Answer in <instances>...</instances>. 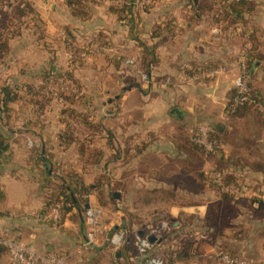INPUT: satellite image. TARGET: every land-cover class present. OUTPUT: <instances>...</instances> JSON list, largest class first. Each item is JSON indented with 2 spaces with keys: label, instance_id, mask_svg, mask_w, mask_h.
Masks as SVG:
<instances>
[{
  "label": "crops",
  "instance_id": "1",
  "mask_svg": "<svg viewBox=\"0 0 264 264\" xmlns=\"http://www.w3.org/2000/svg\"><path fill=\"white\" fill-rule=\"evenodd\" d=\"M28 1L37 15L10 40L0 64V142L6 145L0 147V230L40 253L66 258L67 264H130L132 260L139 264L135 235H150L151 229L168 223L163 236L153 241L154 252L167 264H225L218 256L220 250L234 257L233 264H263L264 234L248 242L245 216L264 217L260 185L264 186V146L258 148L262 159L251 162L262 169H252L246 155L239 154V162L225 171L240 182H254L256 194L243 187L238 197L210 195L206 186L203 191L184 193L171 184L177 175L197 180L188 168L189 157L197 155L182 149L183 138L193 139L203 126L221 138L240 132L235 118L245 115L227 114V105L241 74V58L247 60L246 53L253 47L244 46L246 32H233L226 19L212 12L200 14L198 0H157L148 8L143 6L145 1L91 0L92 14L85 19L73 16L65 0ZM129 2L131 13L123 16L111 10ZM256 2L257 10L264 6V0ZM259 18L260 14L248 23L254 27L251 34L259 51H264V22ZM66 27L75 36L79 33L78 44L99 37L112 51L73 65L60 37ZM140 66L153 77L151 83L142 84ZM69 70H73L75 82H70L78 93L76 101L69 103L40 89L46 75ZM250 81L259 98L255 107L260 106L264 116V60L254 62ZM6 88L16 98L4 108ZM26 88L39 95L28 98ZM69 106L88 116L94 127L72 118L65 112ZM175 107L183 111V119L171 113ZM227 116L233 118L231 124L224 123ZM70 128L76 138L72 143L63 136ZM239 144L225 143L223 162L231 159ZM207 158L194 165L206 178L216 166ZM62 192L76 201L63 211L62 226L57 228L44 214ZM125 194L133 201L122 211L116 206ZM88 202L102 207H98L102 224L92 241L84 223ZM119 228L129 235L115 247L110 237ZM254 228L264 229V218ZM0 264H16L4 246H0Z\"/></svg>",
  "mask_w": 264,
  "mask_h": 264
},
{
  "label": "trees",
  "instance_id": "2",
  "mask_svg": "<svg viewBox=\"0 0 264 264\" xmlns=\"http://www.w3.org/2000/svg\"><path fill=\"white\" fill-rule=\"evenodd\" d=\"M90 1L91 0H65V3L67 4L73 16L80 19H85L92 14L91 9L89 8ZM198 1H199L198 10L200 14H204L206 12H212V13L219 12L221 15L220 17L226 19L230 24H235L238 22L246 23V19L244 18L245 14H252L253 11L256 9V7H258V3L256 2V0H233V1L198 0ZM111 10L118 15H123V14L126 15L128 12L131 13L133 11L132 2L120 6L113 5L111 7ZM36 15L37 13L35 11V8L32 7L31 2L28 0H0V64L4 62L3 57L5 54H3V52L7 53V50L9 49L10 40L16 37L24 28L28 27V22L30 24L31 20H34ZM220 17L218 16V18ZM64 31L66 34L65 38H63V42L65 43V46L68 47V49H72L75 51L74 57L71 60V62L73 63V65L75 64L78 65L84 62L79 56L80 52L82 51V47L80 46V44H78L75 34H73L72 30L69 29V27H66ZM157 33H159V28L156 29L155 34ZM250 39L253 42V47L248 49L246 53L247 72L249 73V79L254 62L256 60H264V51H259L260 47L253 33L250 34ZM85 44H87V46H91L93 44H108V43H106L104 40L98 37L96 38V40L94 39V41L86 42ZM72 71L73 70H69L63 73L56 72L55 74L52 75H54L55 77H60L64 80L75 82ZM50 74L44 77L43 79L44 82L40 87V89L45 88V82H47V79ZM149 76L153 79L151 75ZM28 91H35V89L28 88ZM29 93L33 94L32 92ZM59 94L65 99V101H68L69 103L72 101H76L78 98V94H68L63 91H60ZM236 95L237 93L235 89H233L229 94V102L227 108L229 114L245 115L247 111H249L250 109L256 106L257 101L259 102V98L255 94L252 88L251 81L249 83L250 100L238 106L237 108L234 109L233 112H231L230 109H233V104H234L233 101ZM15 98L16 95L14 94V92L11 89L6 88L2 96V103L4 108L10 101L14 100ZM65 112H67L76 121L87 123L88 126H90L91 128L94 127V124L88 121V116L84 115L83 113L79 112L73 107L71 106L67 107L65 109ZM260 119L264 121V116H261ZM72 132L73 131L70 128V132L67 133L66 135H63L64 138H66V140L70 143L76 140ZM209 135L210 138L216 142H220V140H223L222 139L223 137L221 138L218 132L216 131H210ZM183 141L184 143L181 144V147L186 153L196 155L199 152L200 154L203 155L213 156L215 158L219 157L217 153H212L210 151H207L202 145L194 142L193 139H190L189 137L183 138ZM125 142L127 143V148L125 147V149L127 150V152H129L131 150L129 146V139H127ZM0 147L4 149L6 145L0 142ZM137 151L139 152V146L136 149V152ZM221 167L222 166L220 165L218 169ZM251 167L252 169L254 168L259 170L263 168L260 165L255 166V164H253ZM226 182H227L226 184L237 185V183H235L233 178L230 176ZM82 192L87 193V190L84 187H82ZM224 196L227 195L225 194ZM79 198L76 196V199L79 200ZM75 201L76 200L73 199V196L71 194L69 196L64 192H62L55 200H51V204L52 203L54 204L55 202H62L63 211H66L72 206V204L75 203ZM130 264H136V263L134 262V260H132L130 261Z\"/></svg>",
  "mask_w": 264,
  "mask_h": 264
},
{
  "label": "rangeland",
  "instance_id": "3",
  "mask_svg": "<svg viewBox=\"0 0 264 264\" xmlns=\"http://www.w3.org/2000/svg\"><path fill=\"white\" fill-rule=\"evenodd\" d=\"M95 1H97V2L106 1V2H109V3H114L115 2L114 0H95ZM117 1H121V0H117ZM137 1L138 2L139 1L140 2L141 1L147 2V3H145L143 5L146 8H148L149 6H155L156 3H157V0H134V3L135 2L138 3ZM143 6H141L142 7L141 9H143ZM261 7L264 8V6H262V4L259 7L260 10H262ZM47 10H48V6H45V15H47L46 14L48 12ZM258 10L255 9L253 11V14L255 13L253 16L255 18L256 16L258 17V15L260 14V18L261 19L259 18V20L264 22V9L262 11H258ZM210 14H213V15H216V16H219V17L221 16L219 12H214V13H210ZM45 15H43V16L45 17ZM249 16H250V14H245L244 18H246V17L248 18ZM254 18H251L248 21H250V22L253 21L254 22L255 21ZM248 21H246V23L238 22V23H235V24H230L227 20H225V22H224L225 24H229L227 28L230 27L231 29H233V32H236V33L241 34V35L244 32H246L245 35L246 36L248 35V36L245 39V43H244L245 48H249L250 46L253 45V42H251L249 34H251V31L254 29V27H253V25L251 23H248ZM46 23H47V21H46ZM216 28H217L218 32H220V29L218 27H216ZM61 34H64V36H66L65 32H62ZM78 35H79V33H78ZM78 35H76V38H79ZM80 46L82 48L83 47L84 48L88 47L87 44H83V43H81ZM68 54H69V51H68ZM90 57L91 56H89L88 58H90ZM72 59L73 58L70 59V57H69V61L70 62H71ZM241 66H242V58H241ZM138 69L141 70L143 73H147V71L144 70L143 68H141V66L138 67ZM241 70H242V67H241ZM3 74H6V73L3 72ZM141 82H142L143 85H146V83L143 80H141ZM48 84L49 83L45 82L44 93L46 92V93L53 94V95H55L58 98L61 97V100H63V97L59 94L61 89L58 87V85L57 86H55V85L50 86ZM234 88H235V83H234ZM24 91H26V96L27 97H28V95H32V96H34L36 98L39 95V92L28 91V88H26ZM29 92H32L33 94H30ZM64 92L68 93L67 91H64ZM69 92L70 93H68V94H78V93H75V91H69ZM31 101H32V98L26 100V102H28V103H30ZM227 108H228V105H227ZM259 109H260V106L253 107L252 109H250L249 111H247L245 113V116H241V117H236L235 118V119L239 118V120H236V121H237V126L240 128V132L237 130L238 131L237 135H234V134L231 133L232 135H228V136L224 137L223 140H220V142H218V144L220 145V149H219L218 152L213 151V150L211 151L212 153H217L219 157L215 158L213 156H208V158L210 160H212L216 166L213 169H211L210 171L207 172V178L204 177V176L203 177L201 176V170H200L201 168L198 169V168L194 167V165H197L202 160H204L203 158H204V156H206V155L200 154L198 152L196 154L197 155L196 157H194V156L189 157L190 158L189 160L191 161V163H189L190 165H188V168H190L192 170L193 175L194 176L197 175V177H196L197 180H195V182H193V181L187 180V178H185V177H180L179 178L178 175H177V180H173V182L171 183V184L174 185V189H177V191L181 190L184 193H186L188 191H194V192L203 191L204 187L206 186L207 188H205L204 190L205 191L208 190L210 195H214V194L219 193L220 194L219 196H221V195H225L226 193L227 194L228 193H231V194L235 193V196L238 197L240 192H241V189H243V187H244V188H247L246 191H249V193H251V194L258 193L254 182L250 183L247 180H245V181L242 180V182H240V179L238 181V177H237V179L233 178V180L235 182H237V185H235V184H226L227 183L226 181H227V179H229V176L227 175V173L225 171L227 170V168H229V164H234L235 162L236 163L239 162V161H237L238 160V156H240L239 154H241V155L243 154L244 156L246 155L247 158L245 157V159L249 163L255 162L257 160L262 159V158H260L261 154H260L258 148L264 146V141H263L264 138H262L263 137V133H264V121H262L260 119L261 116L259 115V113H260ZM230 111L233 112L232 109H230ZM227 114H229L228 110H227ZM227 117H228V119H227ZM227 117H226V119H224V123H226V124L230 123L231 124V122L233 121V118H231L230 116H227ZM72 126L74 127V123H73ZM76 127H77V125H76ZM203 128H205L208 131V134L210 133L211 130L209 131V128L204 127V126H203ZM235 134H236V132H235ZM224 139H226V140L224 141ZM225 143H229V144H233V143L239 144L240 143V144H239V146H236V148H233V153L230 156L231 159L229 158L230 160L228 159L225 162H223L222 159L220 158V155L224 152L223 150L225 148ZM229 153H231V152H229ZM220 165L222 167L218 169V167ZM223 165H225V166H223ZM178 169L180 171H178L177 174L181 175V172H182L181 168H178ZM238 169L240 170V168H238ZM153 172L155 173V170H153ZM230 185H232V186H230ZM260 185H261V188L263 190L264 186H262V184H260ZM157 195H160V194H157ZM151 196L152 195H148V197H147L149 199L148 201H150ZM124 197H125L124 200H120L121 202L119 203L118 206H116L118 209H121L122 211L127 210L128 206H131V203L133 201L131 197H126V194H125ZM153 197H155L154 194H153ZM167 198H168V201L171 198H173V192H172V194H168ZM182 200L185 201L186 199H182ZM236 200H238V199H236ZM100 201H102L103 204H105L107 202V201H104V199H102ZM156 201L159 202L158 200H156ZM141 203L143 204V202H140V206H142ZM88 205H91V204L88 202ZM97 206L99 207L100 204H98ZM100 208H102V207L100 206ZM245 217H246L247 222L249 223V225H246V226H248V230L245 232V239H247V241L250 242V241H252V240H254L256 238L257 239L261 238V236L264 234V229L260 228V230L257 231V230H255L254 227H255L256 224H259L260 221L264 217L262 218L259 215H250V214L246 215ZM140 218H142V217L140 216ZM144 218L146 219V218H149V217H144ZM136 219L138 220V218H136ZM136 219H135V221H137ZM213 221H215L214 223L217 224L216 220L213 219ZM154 222H157V221H154ZM164 222H166V221H164ZM155 225H157V224H154V226ZM220 251H218V253ZM221 252H223V251H221Z\"/></svg>",
  "mask_w": 264,
  "mask_h": 264
},
{
  "label": "built area",
  "instance_id": "4",
  "mask_svg": "<svg viewBox=\"0 0 264 264\" xmlns=\"http://www.w3.org/2000/svg\"><path fill=\"white\" fill-rule=\"evenodd\" d=\"M117 2V0H114ZM233 1V0H228ZM61 38H65L64 34H61ZM112 51V47L105 44H93L88 46L87 48H82L80 52V57L82 60L87 59L89 56L98 55L104 52ZM75 51L69 49V57L70 59L74 57ZM127 63L131 65H136V61L133 59H128ZM138 74L146 84L152 82V78L148 73H143L138 69ZM48 85H55L61 89V91H75L69 80H64L60 77H49L47 79ZM249 73L247 72L246 59L242 58V70L240 76L235 81V90L236 97L233 101V111L238 106L244 104L245 102L250 100L249 95ZM193 141L202 145L207 151H216L218 152L220 149V145L218 142L212 140L208 131L200 127L199 131L194 135ZM87 196V195H86ZM84 198L87 200V197ZM84 223L87 227V236L88 240L92 241L97 233L98 229L102 224L101 216L102 209L85 204L84 205ZM44 218L50 220L57 228L62 226L63 219V204L62 202H55L51 204L44 214ZM168 224L163 223L161 227H156L150 230V235L142 236L136 234L134 239V243L137 247V255L140 258L139 264H167V261L154 252V243L149 241V236H155L157 238L163 236V232L168 229ZM162 233V234H161ZM129 235V231L124 228H119L115 230L110 237V242L115 246L119 247L126 242L127 236ZM0 246H4L7 249V253L10 259L16 264H67V260L64 257L53 255V254H43L40 253L33 245L29 243H25L14 236L11 235L8 231L0 230ZM218 256L221 261L225 264H233L236 263L234 257L230 256L228 253L219 252ZM264 263V259H263ZM129 264V263H128Z\"/></svg>",
  "mask_w": 264,
  "mask_h": 264
},
{
  "label": "water",
  "instance_id": "5",
  "mask_svg": "<svg viewBox=\"0 0 264 264\" xmlns=\"http://www.w3.org/2000/svg\"><path fill=\"white\" fill-rule=\"evenodd\" d=\"M171 113H172L174 116H176L177 118H179V119H183V111H182L180 108H177V107L173 108V109L171 110ZM1 154H2V149H0V156H1ZM115 196L118 197V193H115ZM148 239H149L150 242L153 243V241L156 239V237L152 235V236H149Z\"/></svg>",
  "mask_w": 264,
  "mask_h": 264
}]
</instances>
